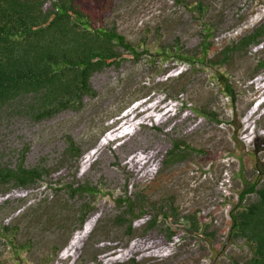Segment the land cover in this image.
<instances>
[{"label":"rangeland","instance_id":"1","mask_svg":"<svg viewBox=\"0 0 264 264\" xmlns=\"http://www.w3.org/2000/svg\"><path fill=\"white\" fill-rule=\"evenodd\" d=\"M203 1L209 4L205 18L219 26L211 56L264 22V0ZM106 21L116 24L129 40L145 42L151 49L174 45L180 37L189 56L198 52L203 22L180 0H114ZM262 59L264 42L222 67L197 65L193 72L187 61L129 60L94 74L91 83L97 96L86 97L78 111L67 110L40 122L3 116L0 162L15 165L26 152V167L43 165L50 171L35 187L0 193V223L13 229L15 239L12 245L8 239L0 240L4 262L236 264L247 247L229 235L230 210L245 187L243 176L250 182L264 179V69H256ZM218 72L235 86L234 110L216 82ZM177 76H185L186 91L180 94L170 89L174 82L161 83ZM137 92L148 95L127 105ZM205 103L220 118L241 127L198 116L194 108ZM68 137L81 148L76 160L66 157ZM180 137L202 151L167 170L169 180L163 177L153 190V200L170 192L184 213L200 210L201 219L210 221L212 241L185 225L169 240L165 230L146 228L151 212L136 220L128 235L116 221L120 210L115 199L126 187L130 194L156 178L163 156ZM86 181L100 193L95 198L97 210L80 228L77 210L85 199L69 198L56 188L58 182Z\"/></svg>","mask_w":264,"mask_h":264},{"label":"trees","instance_id":"2","mask_svg":"<svg viewBox=\"0 0 264 264\" xmlns=\"http://www.w3.org/2000/svg\"><path fill=\"white\" fill-rule=\"evenodd\" d=\"M113 2L85 0L83 4L79 0H0V120L3 116H19L40 122L67 110L78 111L83 108L86 97L97 96L91 83L93 75L107 68H119L129 60L139 62L147 58L152 63L160 58L187 61L192 65L190 72H193L197 65L222 67L235 55L245 54L264 42L263 22L211 56L219 26L205 18L209 4L203 0L194 3L180 0L185 6H191L195 18L203 22L196 47L198 52L189 56L184 45L180 44V37L176 38L174 45L151 49L143 45L145 42L129 40L116 24L107 23L106 15ZM256 69H264V59L258 61ZM216 82L222 93L232 100L234 110L236 91L232 80L218 72ZM161 83H173L170 89L175 94L186 91L185 76L168 77ZM147 95L146 92H137L127 105ZM194 111L216 124L229 123L237 130L241 127L220 118V114L207 103L196 106ZM67 142L66 157L78 159L82 153L80 146L71 137ZM198 151L202 150L192 147L185 138H175L163 156L159 175L142 187H136L130 194L126 187L123 195L115 199V206L120 210L116 221L128 229V235L133 233L134 222L151 212L146 228L165 230L169 240L185 225L195 235L212 241L210 221L201 219L200 210L184 213L170 192L157 202L153 200V190L168 175L167 170L190 160L193 152ZM159 152L160 149L157 154ZM25 155L23 152L15 165L0 162V193L7 194L19 187H35L50 175L46 166L26 167ZM120 166L130 175H135L127 165ZM169 177H165L166 181ZM242 179L245 187L230 210L229 235L242 240L247 253L236 264H264V179L257 177L252 182L244 176ZM58 184L56 190H65L69 198L85 199L77 210L78 227L81 228L88 215L97 210L95 198L100 193L99 189L87 181ZM12 233V228L0 223V240L8 239L12 245L15 240L14 237L11 239ZM132 262L141 264L136 260ZM0 264H6L1 254Z\"/></svg>","mask_w":264,"mask_h":264}]
</instances>
